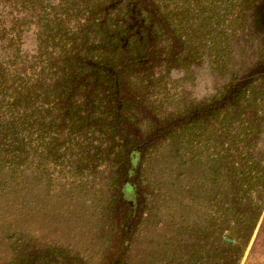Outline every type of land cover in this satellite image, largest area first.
<instances>
[{
	"label": "trees",
	"instance_id": "trees-1",
	"mask_svg": "<svg viewBox=\"0 0 264 264\" xmlns=\"http://www.w3.org/2000/svg\"><path fill=\"white\" fill-rule=\"evenodd\" d=\"M201 63L228 94L161 113ZM34 187L90 241L35 246L0 216V264H240L264 209V0H0V208Z\"/></svg>",
	"mask_w": 264,
	"mask_h": 264
},
{
	"label": "rangeland",
	"instance_id": "rangeland-1",
	"mask_svg": "<svg viewBox=\"0 0 264 264\" xmlns=\"http://www.w3.org/2000/svg\"><path fill=\"white\" fill-rule=\"evenodd\" d=\"M32 35L26 36V46L33 48ZM239 74L237 81L239 83L245 80L250 71L253 69V63H249V58L238 55L234 59ZM169 79L173 82L167 84L173 94L166 102H161V113H170L173 115L181 111L182 105L193 108L198 111L202 110L209 104L220 103L228 94V90L222 91V95L216 94L219 87H223L226 78L211 73L206 63L191 65L187 68L173 69L169 74ZM215 98V101H210ZM162 100L161 98H159ZM145 119L156 122L153 114L142 113ZM179 117L173 118L171 123L178 122ZM146 122V121H145ZM170 122L168 123L170 125ZM65 197H44L39 188H33L29 195L23 193H14L7 196L8 203L0 208V216L9 215L13 218L11 223L14 227L27 229L33 237L31 242L35 246L39 242L51 241L60 244H71L80 248L88 244L89 226L81 217L82 214L72 203ZM29 201V205L22 202ZM9 221H7L8 223ZM1 223V222H0ZM10 242L3 239L0 234V262L9 259L8 247ZM240 264H264V209L260 215L258 223L246 247Z\"/></svg>",
	"mask_w": 264,
	"mask_h": 264
}]
</instances>
